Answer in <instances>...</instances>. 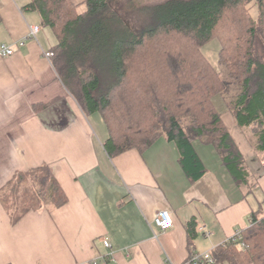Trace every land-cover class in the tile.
<instances>
[{
    "label": "crops",
    "instance_id": "0c3cea01",
    "mask_svg": "<svg viewBox=\"0 0 264 264\" xmlns=\"http://www.w3.org/2000/svg\"><path fill=\"white\" fill-rule=\"evenodd\" d=\"M28 2L0 0V50H13L0 54V192L18 171L48 164L68 201L16 218L0 198V264H183L246 228L253 210L264 213L263 164L226 107L223 120L258 181L251 193L216 149L199 140L194 146L208 170L195 182L164 137L144 151L109 155L102 115H87L59 78L45 55L57 38L50 42ZM32 25L40 27L36 36ZM160 210L173 217L167 230L154 223Z\"/></svg>",
    "mask_w": 264,
    "mask_h": 264
},
{
    "label": "trees",
    "instance_id": "16d2710c",
    "mask_svg": "<svg viewBox=\"0 0 264 264\" xmlns=\"http://www.w3.org/2000/svg\"><path fill=\"white\" fill-rule=\"evenodd\" d=\"M131 3L138 32L111 0H29L26 7L57 38L51 62L69 93L87 115H102L109 155L144 151L164 137L195 182L208 170L194 146L199 140L216 149L246 194L253 192L258 181L217 103L232 112L264 169V0ZM212 39L221 46L219 70L202 52ZM0 198L16 218L68 201L48 164L18 171ZM195 224L187 223L191 240ZM238 230L241 237L218 245L214 262L204 264H264L262 210H253L249 225Z\"/></svg>",
    "mask_w": 264,
    "mask_h": 264
},
{
    "label": "rangeland",
    "instance_id": "374dc122",
    "mask_svg": "<svg viewBox=\"0 0 264 264\" xmlns=\"http://www.w3.org/2000/svg\"><path fill=\"white\" fill-rule=\"evenodd\" d=\"M131 1L137 2L140 6H148V5L164 2L166 0H111L112 5L116 7L118 11H120V13L125 18V20L130 24V26L135 31L138 32L140 29V24L137 19V16H139L137 14L138 9L137 10L133 8L129 9V6L132 4ZM255 12L256 10L253 9V14H255ZM45 29L49 32L48 35L50 34L49 35L50 42H51V39H53V42L56 43V37L53 31L49 27H46ZM220 47L221 46H220L219 40L212 39L209 42H207L202 48V52L204 53V55L209 59L212 65L216 67L218 70L220 68L219 66ZM216 98H220V97H216ZM216 102H217V99H216ZM217 106L219 107V109H221L218 103H217Z\"/></svg>",
    "mask_w": 264,
    "mask_h": 264
},
{
    "label": "built area",
    "instance_id": "2783aa9c",
    "mask_svg": "<svg viewBox=\"0 0 264 264\" xmlns=\"http://www.w3.org/2000/svg\"><path fill=\"white\" fill-rule=\"evenodd\" d=\"M40 27L38 25H32L30 27V35L36 36L39 32ZM13 53V50L10 47L3 46L0 50L1 55H10ZM48 58L53 56V52L48 51L45 53ZM154 223L161 230H167L173 226V217L168 210H160L154 217ZM234 237H241V230H237ZM107 247H111V243L108 240H105ZM214 259L211 256L210 252H194L191 254L189 259L183 264H204V263H213ZM169 264H174L170 261Z\"/></svg>",
    "mask_w": 264,
    "mask_h": 264
}]
</instances>
